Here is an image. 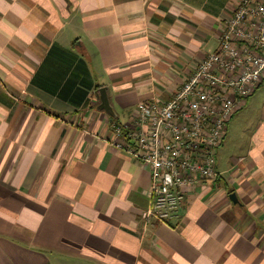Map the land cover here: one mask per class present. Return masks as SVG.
<instances>
[{"label":"crops","instance_id":"0c3cea01","mask_svg":"<svg viewBox=\"0 0 264 264\" xmlns=\"http://www.w3.org/2000/svg\"><path fill=\"white\" fill-rule=\"evenodd\" d=\"M237 1L0 0V264H264V81L216 181L167 223L142 220L150 173L111 144L217 50Z\"/></svg>","mask_w":264,"mask_h":264},{"label":"built area","instance_id":"2783aa9c","mask_svg":"<svg viewBox=\"0 0 264 264\" xmlns=\"http://www.w3.org/2000/svg\"><path fill=\"white\" fill-rule=\"evenodd\" d=\"M218 41L170 99L142 101L129 123H111V144L150 173L147 224L175 219L188 193L216 181L228 125L264 81V0H238Z\"/></svg>","mask_w":264,"mask_h":264},{"label":"rangeland","instance_id":"374dc122","mask_svg":"<svg viewBox=\"0 0 264 264\" xmlns=\"http://www.w3.org/2000/svg\"><path fill=\"white\" fill-rule=\"evenodd\" d=\"M259 90V89H258ZM256 98L260 101H264V84L262 88L257 92ZM241 115V114H240ZM239 119L235 121L232 127V131L228 137L227 145L225 146V149L222 151V157L220 159L221 166L225 167L226 164H228L229 156L234 154H238L241 151L244 150V146L246 143H249L250 140V133L252 130V124H254V121L256 120L255 117H249L247 115V112L240 116ZM221 151V150H220ZM220 155V154H219Z\"/></svg>","mask_w":264,"mask_h":264},{"label":"water","instance_id":"95a60500","mask_svg":"<svg viewBox=\"0 0 264 264\" xmlns=\"http://www.w3.org/2000/svg\"><path fill=\"white\" fill-rule=\"evenodd\" d=\"M100 106H99V109L100 110H104L106 113L112 115L113 114V110L109 104V101H108V98H107V95H106V91L105 89H101L100 90ZM230 200L233 202V203H237V199L235 197V194H231L229 196Z\"/></svg>","mask_w":264,"mask_h":264}]
</instances>
